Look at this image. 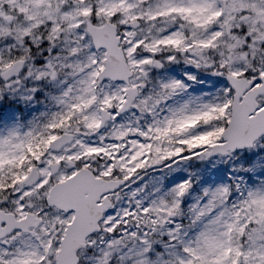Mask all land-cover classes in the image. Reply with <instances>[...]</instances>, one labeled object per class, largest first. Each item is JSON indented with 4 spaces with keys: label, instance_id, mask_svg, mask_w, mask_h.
I'll return each instance as SVG.
<instances>
[{
    "label": "snow or ice",
    "instance_id": "snow-or-ice-1",
    "mask_svg": "<svg viewBox=\"0 0 264 264\" xmlns=\"http://www.w3.org/2000/svg\"><path fill=\"white\" fill-rule=\"evenodd\" d=\"M0 264H264V0H0Z\"/></svg>",
    "mask_w": 264,
    "mask_h": 264
}]
</instances>
